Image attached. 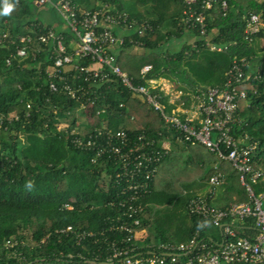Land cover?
<instances>
[{
    "label": "trees",
    "instance_id": "16d2710c",
    "mask_svg": "<svg viewBox=\"0 0 264 264\" xmlns=\"http://www.w3.org/2000/svg\"><path fill=\"white\" fill-rule=\"evenodd\" d=\"M19 1L11 13L0 16V264H119L110 259L111 246L113 242L121 245L126 235L119 225L128 220V210L119 201L128 184L116 177L120 172L118 164L98 158L93 149L77 146L71 134L73 129L79 134H95L104 124L114 131L145 133L156 139L158 150H162L165 137L178 145V150L173 148L162 158L148 192L139 200L143 211L135 214L141 220L137 229L148 231L141 241L135 237L141 253L147 255L159 243L187 242L197 229L202 237L220 238L217 228L203 226L201 218L188 211V201L198 195L182 196L181 183L208 184L217 172L214 164L218 163L225 182L218 187V200L213 202L209 197L210 202L223 208L245 202L247 192L232 164L200 144L184 141L180 132L114 76L97 85L70 78L71 84L87 89L80 100L52 91L47 72L54 63L52 47L42 44L38 37L53 29L65 37L70 52L74 34L59 26L63 21L52 8L48 10L60 20L57 27L40 18V6L34 0ZM73 1L87 10L107 5L110 12H125L135 20L124 34V44L114 51L121 68L135 84L148 85V79L166 78L189 98L188 92L197 94L209 86H223L233 60L246 58L244 71L250 74V80L244 84L247 97L240 102L233 133L242 139L247 136L245 140L257 145L253 158L264 169V54L257 51L255 44L264 38V27L251 41L244 37L245 16L259 13L264 23V0H226V13L221 9L223 0H217L205 12L206 36L185 24V0ZM142 24L150 28L139 34ZM186 31L198 40L172 50L171 43ZM23 36L33 38L32 49L26 58H13ZM208 43L222 49L211 50ZM35 48L41 49L40 54L34 52ZM145 65H151L152 70L144 78L141 69ZM54 81L61 87V82ZM89 98L93 105L83 108ZM162 102L167 113L173 114L174 106L169 105L168 97H163ZM196 156L199 160H195ZM192 170L197 171L194 177L183 180ZM252 187L256 194L264 193V180ZM165 203H181L184 214L180 220H188L172 234L165 228L152 229L154 207ZM251 224L247 221L244 225ZM69 226L72 231H62ZM246 227L239 230L240 235L252 232ZM84 232L93 235L80 237ZM8 240L16 245L8 246Z\"/></svg>",
    "mask_w": 264,
    "mask_h": 264
},
{
    "label": "built area",
    "instance_id": "2783aa9c",
    "mask_svg": "<svg viewBox=\"0 0 264 264\" xmlns=\"http://www.w3.org/2000/svg\"><path fill=\"white\" fill-rule=\"evenodd\" d=\"M19 5L20 1H12ZM40 7L52 8L60 16L65 28L73 34L71 51L65 43V37L49 29L38 39L42 44L51 45V56L54 60L47 72L50 89L62 92L77 100L87 94V89L79 84L73 85L70 78L83 79L84 82L97 85L115 79L123 86L142 98L155 112L163 118L167 125L181 133L184 141L192 145L200 144L218 157L229 161L239 174L240 184L245 188L248 199L245 202L234 203L229 207H218L210 202L209 197L216 188L225 182V176L218 171L209 180L210 196L198 195L187 203L191 214L201 218L203 226H212L220 231V238L202 237L197 229L187 242L178 244L159 243L143 254L135 243L138 226L141 220L135 214L143 211L139 202L148 192L150 182L158 171L162 158L169 153L170 148L164 141L162 150L156 148V139L145 133L130 134L126 130L117 131L107 128H97L95 134H79L73 129L72 141L82 148L93 149L98 158L120 166L116 177L128 184L122 189L124 198L119 201L121 207L127 208L128 220L119 225L126 235L121 245L112 243L110 259L119 264H264V193L256 194L252 184L264 180V169L257 165L253 158L256 144L236 137L233 125L237 122V111L240 102L247 97L244 84L249 82L250 74L245 73L248 64L246 58H235L226 73L223 86H209L195 94L197 104L196 119L180 118L175 114H168L162 102L166 97L163 90L156 85L157 79H148V85L135 84L134 80L124 71L117 61L115 48L124 44V34L134 25L125 12H110L106 7L97 10L82 9L73 0H34ZM217 0H185L184 22L190 29H197L201 36L207 34L205 12L211 9ZM197 5H199L197 7ZM221 9L226 13L229 4L221 2ZM246 22L244 37L251 41L259 33L263 22L259 13L251 12L244 17ZM150 28L142 24L138 33ZM116 29L119 32H116ZM123 31V33H122ZM22 44L16 47L13 58H26L32 49L31 36L20 37ZM13 42V41H12ZM211 50H221L222 47L208 43ZM34 52L40 54L41 49ZM10 62V59L8 60ZM86 63V64H85ZM152 70L151 65L141 69L142 77ZM61 82L59 87L56 80ZM93 105L89 98L83 103V108ZM134 119V117H132ZM63 125V124H62ZM65 125V126H64ZM64 127L67 124L64 123ZM79 125V122H77ZM247 221L252 224L244 225ZM252 230L247 236L239 234L241 228ZM69 226L64 231H72ZM93 235L84 232L80 237ZM8 246H15L16 242L7 241Z\"/></svg>",
    "mask_w": 264,
    "mask_h": 264
},
{
    "label": "crops",
    "instance_id": "0c3cea01",
    "mask_svg": "<svg viewBox=\"0 0 264 264\" xmlns=\"http://www.w3.org/2000/svg\"><path fill=\"white\" fill-rule=\"evenodd\" d=\"M40 10H42L44 14H47L48 8L40 7ZM46 22H48V21H46ZM51 23L55 27H57L60 24L59 22H57L55 20L51 21ZM62 26L64 27L63 24H62ZM263 27H264V23H263ZM180 39L182 40V43L180 46H182L184 43L195 44V42L198 40V37L196 35H194L192 32L186 31L183 33V35ZM255 44H256L257 51L260 54H264V38H261V39L255 41ZM156 85L158 87H160L163 90L166 97H168L169 105L174 106L172 109L173 114L179 116L182 119H184V118L196 119L198 117V114H197L198 101H197V98H196L194 93L188 92L187 95L189 96V98H186L185 95L183 94V91L181 89H179L174 82H172L171 80L166 79V78L157 79ZM174 86L176 87V89H174ZM163 141L166 144V146L170 148V150H173V148L178 150V145H176L175 142L171 140V138L165 137V139ZM194 152H195V150H194ZM195 160H199V158H197V156H196ZM217 165H218V163H215L214 167ZM180 168L182 169L183 166H181ZM187 172H188V170H187ZM189 172H191V174H188L187 176L185 175L184 176L185 178H183V180L190 179V178L194 177L195 172L197 173L196 170H192ZM193 172H194V175H192ZM198 184H199V186L202 185V183H198ZM207 192H209V189L203 193H197V195H205ZM220 192H221V189L219 190V188H217L214 191V193L211 195L213 202L218 200ZM147 235H148L147 229H140L137 233L138 241L143 240L144 238L147 237Z\"/></svg>",
    "mask_w": 264,
    "mask_h": 264
},
{
    "label": "rangeland",
    "instance_id": "374dc122",
    "mask_svg": "<svg viewBox=\"0 0 264 264\" xmlns=\"http://www.w3.org/2000/svg\"><path fill=\"white\" fill-rule=\"evenodd\" d=\"M252 2L259 3V0H249ZM40 11V10H39ZM40 18L44 21H60L56 13L52 10H48L47 14L42 13V10L40 11ZM62 26V23L59 25ZM123 33V31H122ZM182 40L181 39H175L174 43H171V49L172 50H178L181 46ZM174 89L176 87L174 86ZM91 119V118H90ZM64 125V123H63ZM62 125V126H63ZM65 126V125H64ZM160 177L163 179V174L160 175ZM161 183H163V180H160ZM181 189L183 190L182 196H186L187 194H197V193H203L209 189L208 184H202L199 186L198 182H194L193 184L187 183L183 184L181 183ZM220 190V188H219ZM184 214L183 207L181 203H165L163 205H156L154 207V215H153V226L152 229L157 228H165L167 232L173 233L176 230H178L179 224H188V220H180L181 215Z\"/></svg>",
    "mask_w": 264,
    "mask_h": 264
},
{
    "label": "clouds",
    "instance_id": "9594fccd",
    "mask_svg": "<svg viewBox=\"0 0 264 264\" xmlns=\"http://www.w3.org/2000/svg\"><path fill=\"white\" fill-rule=\"evenodd\" d=\"M15 4L10 0H0V16H7L14 9ZM28 187H31L29 183Z\"/></svg>",
    "mask_w": 264,
    "mask_h": 264
}]
</instances>
